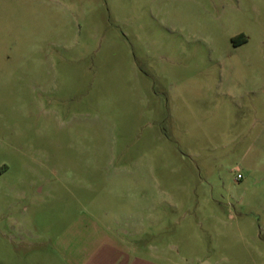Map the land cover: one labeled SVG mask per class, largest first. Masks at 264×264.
<instances>
[{"label":"rangeland","instance_id":"374dc122","mask_svg":"<svg viewBox=\"0 0 264 264\" xmlns=\"http://www.w3.org/2000/svg\"><path fill=\"white\" fill-rule=\"evenodd\" d=\"M89 218L159 264H264V0H0V264Z\"/></svg>","mask_w":264,"mask_h":264},{"label":"crops","instance_id":"0c3cea01","mask_svg":"<svg viewBox=\"0 0 264 264\" xmlns=\"http://www.w3.org/2000/svg\"><path fill=\"white\" fill-rule=\"evenodd\" d=\"M54 255L57 264H159L137 253L119 234L94 226L90 218L80 229L76 226L68 240L54 244Z\"/></svg>","mask_w":264,"mask_h":264},{"label":"flooded vegetation","instance_id":"af4514ba","mask_svg":"<svg viewBox=\"0 0 264 264\" xmlns=\"http://www.w3.org/2000/svg\"><path fill=\"white\" fill-rule=\"evenodd\" d=\"M235 41H237V40H241V42L239 43V45H242V44H245V43H247V41H248V38L244 35V34H238L237 36H235L234 38H233Z\"/></svg>","mask_w":264,"mask_h":264}]
</instances>
